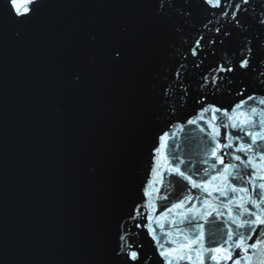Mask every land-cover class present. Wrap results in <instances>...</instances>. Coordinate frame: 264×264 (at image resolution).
Returning <instances> with one entry per match:
<instances>
[{"label": "water", "instance_id": "obj_1", "mask_svg": "<svg viewBox=\"0 0 264 264\" xmlns=\"http://www.w3.org/2000/svg\"><path fill=\"white\" fill-rule=\"evenodd\" d=\"M5 8L0 0V264H105L142 185L146 211L165 223L154 213L160 195L178 191L166 175L169 149L187 153L192 167L207 150L198 126L169 128L159 108L153 75L167 27L153 0H41L22 25L11 23ZM245 21L250 36L264 31L251 17ZM238 43L234 35L227 47ZM117 45L126 52L119 64L106 54ZM219 58L209 55L201 71ZM198 74L190 77L193 89ZM197 95L191 92L182 118L192 114ZM162 132L169 133L167 145L150 169L149 146ZM256 168L264 174V161ZM221 210L222 217L199 221L206 238H221L230 227L236 233L235 208L232 216ZM178 211L172 209L177 223ZM139 239L151 251L149 238ZM244 258L264 264V244Z\"/></svg>", "mask_w": 264, "mask_h": 264}, {"label": "snow or ice", "instance_id": "obj_2", "mask_svg": "<svg viewBox=\"0 0 264 264\" xmlns=\"http://www.w3.org/2000/svg\"><path fill=\"white\" fill-rule=\"evenodd\" d=\"M4 2L7 19L22 25L35 14L41 0ZM153 4L155 16L167 27V39L159 47L153 75L160 87L159 108L169 128L177 123L198 126L207 150L200 167H192L191 159L183 158L187 153L169 149L172 163L166 175L175 180L178 191L160 195L154 213L165 223H158L146 211L148 193L142 185L140 200L133 202L118 222L116 242L105 264H251L245 254L264 244V174L257 175L256 168L264 161V31L250 36L251 25L245 17L264 29V0H256V4L253 0H153ZM201 12L207 15L201 18ZM234 35L239 43L229 49L227 43ZM218 52L220 58L201 71L208 56ZM106 54L119 64L126 52L117 45ZM194 72L199 73L195 89L190 79ZM72 80L78 83L80 73L74 72ZM193 90L198 93L193 112L182 118ZM168 136L162 132L153 138L150 169L167 145ZM172 144H176L174 139ZM213 181L222 183L213 185ZM173 208L182 210L176 213L181 217L179 223ZM221 208L230 216L235 208L231 224L236 233L230 227L223 234L226 239L217 238L215 233L206 238L205 223L208 217H222ZM166 226L174 228L176 235ZM184 229L192 233L191 238L183 235ZM141 235L149 238L151 251L139 239Z\"/></svg>", "mask_w": 264, "mask_h": 264}]
</instances>
